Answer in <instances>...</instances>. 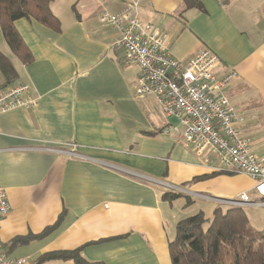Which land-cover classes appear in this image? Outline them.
I'll return each mask as SVG.
<instances>
[{"label": "crops", "instance_id": "obj_1", "mask_svg": "<svg viewBox=\"0 0 264 264\" xmlns=\"http://www.w3.org/2000/svg\"><path fill=\"white\" fill-rule=\"evenodd\" d=\"M198 1L201 10L182 0H141L140 20L182 64L208 50L217 78L234 75L225 96L243 118L241 136L264 163V0ZM124 6L52 0L59 31L32 19L14 22L32 56L18 61L20 70L13 66L14 84L27 86L35 105L0 114V187L10 205L0 239L3 251L25 264L77 249L90 263L171 264L175 224L198 213L209 220L215 209L233 208L222 201L241 193L253 203L239 206L249 225L264 230V198L253 181L198 157L179 128L169 132L177 123L155 99L135 95L139 70L123 63L117 31L99 22L101 12ZM0 44L8 48L1 33ZM69 144L80 159L48 150ZM202 176L208 178L196 180ZM156 185L183 196L164 201L166 190Z\"/></svg>", "mask_w": 264, "mask_h": 264}, {"label": "built area", "instance_id": "obj_2", "mask_svg": "<svg viewBox=\"0 0 264 264\" xmlns=\"http://www.w3.org/2000/svg\"><path fill=\"white\" fill-rule=\"evenodd\" d=\"M140 1L125 0L124 8L118 13L103 11L99 15L102 25L117 31L114 47L122 52L123 63L139 70L135 95L155 99L162 114L177 123L169 132H177L179 128L184 143L198 157L214 159L220 166L219 171L248 177L254 183L255 193L264 198L263 160L251 152L249 141L241 136L238 125L243 118L236 114L225 96L234 75L217 78L214 74L217 58L208 50L185 64L172 58L163 46L162 35L151 24L140 20ZM27 92L28 87L21 84L0 88V114L12 108L34 107L35 100L28 98ZM48 150L77 159L82 157L74 144ZM222 202L232 207L253 205L246 193H241L237 200ZM9 212L6 191L0 187V222ZM25 263L24 258L9 257L0 239V264Z\"/></svg>", "mask_w": 264, "mask_h": 264}, {"label": "trees", "instance_id": "obj_3", "mask_svg": "<svg viewBox=\"0 0 264 264\" xmlns=\"http://www.w3.org/2000/svg\"><path fill=\"white\" fill-rule=\"evenodd\" d=\"M51 1L0 0V33L10 52L22 64L31 62L32 56L14 22L19 19H32L53 31H59L60 22L50 8ZM182 1L185 8L202 9L198 0ZM0 76L3 79L0 88L13 85L17 80L11 61L1 52ZM206 178L208 176L196 180ZM182 196L177 192L165 191L161 194V199L171 203ZM168 254L171 264H264V230H254L239 207L225 212L215 209L209 220L202 213H198L175 224V236L168 244ZM49 260L73 264H102L86 261L81 256L80 249L46 253L39 257L37 264Z\"/></svg>", "mask_w": 264, "mask_h": 264}, {"label": "rangeland", "instance_id": "obj_4", "mask_svg": "<svg viewBox=\"0 0 264 264\" xmlns=\"http://www.w3.org/2000/svg\"><path fill=\"white\" fill-rule=\"evenodd\" d=\"M57 1H59V0H55V3H57ZM64 11V10H63ZM0 52L5 56V57H7V58H9L10 59V61L12 62V64H13V66L16 68V70H20V64H19V62H18V60L14 57V55L8 50V48L7 47H5L3 44H0ZM3 82V79H2V77L0 76V84ZM157 187H163L167 192H172L173 190H170L167 186H158V185H156ZM262 202H264V199H263V201ZM188 206H190V205H188ZM193 208H192V206L190 207V209L189 210H192ZM250 219L252 220V224L257 228V229H261L262 227H258L259 225H256V221L254 222L253 221V219H252V217H251V215H250ZM254 222V223H253Z\"/></svg>", "mask_w": 264, "mask_h": 264}]
</instances>
